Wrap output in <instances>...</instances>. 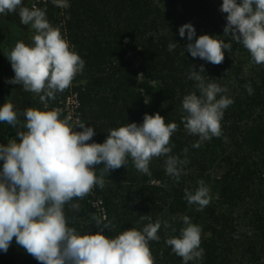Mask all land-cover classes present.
I'll return each mask as SVG.
<instances>
[{
	"label": "trees",
	"instance_id": "16d2710c",
	"mask_svg": "<svg viewBox=\"0 0 264 264\" xmlns=\"http://www.w3.org/2000/svg\"><path fill=\"white\" fill-rule=\"evenodd\" d=\"M45 2L38 6L46 4L43 10L50 21L56 10L61 11V27L70 49L85 62L74 89L80 121L95 130L87 143H103L110 129L140 125L145 114L159 113L166 124L178 126L171 136L169 155L187 161L181 166L179 181L167 175L166 156L151 160V176L138 171L130 157L125 166L105 173L103 189L97 185L93 190L102 201L105 223L111 222L103 234L114 238L125 230L142 231L149 222L160 221V239L149 241L155 264H184L166 240L179 237L187 216L201 228L200 247L204 250L201 259L188 264H264V64H254L241 43L224 35L227 14L220 10L223 0H68V8L57 7L52 0ZM186 23L195 28L192 43L207 34L232 45L231 51H224L223 63L213 65L190 55L187 30L184 38L179 35V28ZM3 31L0 55L8 60L5 55L18 41L26 40V33L12 13L0 14V33ZM169 44L176 47L170 51ZM128 52L136 53L137 65L127 57ZM201 65L206 84L227 89L217 99L224 95L233 103L224 110L221 136L195 148L199 136L185 130L183 117L187 113L182 102L188 94L200 95L189 74L199 72ZM0 77L4 78L1 70ZM4 93L0 107L10 102L18 110L19 92L7 89ZM52 101L36 109L52 110ZM4 134L0 145L12 139ZM219 161L224 170L211 178L209 169ZM2 167L0 160V171ZM103 167H95L97 176ZM201 180L209 189L210 203L197 211L198 205L185 199V189L194 193ZM71 203L81 207L74 211L65 205L68 226L80 234L99 231L91 217L102 216L90 195ZM141 216L150 220H141ZM0 264L40 262L13 238L8 251H0Z\"/></svg>",
	"mask_w": 264,
	"mask_h": 264
},
{
	"label": "clouds",
	"instance_id": "9594fccd",
	"mask_svg": "<svg viewBox=\"0 0 264 264\" xmlns=\"http://www.w3.org/2000/svg\"><path fill=\"white\" fill-rule=\"evenodd\" d=\"M60 8H68V0H52ZM19 10L20 22L31 25L35 30L32 46L18 41L6 54L15 73L7 81L22 85L25 92L39 96L42 103L54 100L56 93L71 87L75 76L84 68V61L70 49L68 41L58 28L50 25L44 10H30L22 6V0H0V14L7 15ZM226 13L227 24L224 35H231L237 43L250 53L252 62L264 64V0H223L220 9ZM189 43L186 50L193 58H200L213 65L224 61V51H231L232 45L210 35L196 36L195 28L186 23L179 28L181 38ZM176 44H169L171 51ZM200 71L192 70L189 79L197 82L200 95L191 93L183 98L182 108L187 113L183 117L185 130L199 136L193 145L199 148L204 141L221 136L224 110L233 100L217 95L226 92L215 83H205ZM247 91L253 89L247 85ZM23 115L24 121L19 117ZM60 109L42 111L33 107L22 112L6 102L0 107V122L17 128L16 139L7 145H0V250L8 251L15 238L40 264H155L149 241H158L160 221L149 222L142 229H128L114 238L103 234L110 229L107 217L92 214L91 219L99 229L95 234H80L68 226L65 205L74 211L80 204L73 200L84 199L98 185L104 187L103 176L111 170L125 166L130 157L135 168L151 176L149 164L156 157L166 156V173L181 176L186 160L169 155L172 151L170 140L177 130L176 123H165L159 113L145 114L143 123H129L109 130L103 143H87L95 135L93 127L80 122L75 131L70 124L71 117L60 118ZM19 126V127H17ZM20 128L26 129L21 131ZM103 165L97 176L95 167ZM196 191L185 189V199L189 204L198 205L203 210L210 203L209 189L201 180ZM149 219L141 216V220ZM186 227L179 237H171L166 244L172 252L181 257L184 264L199 260L204 250L200 247L201 228L185 216ZM102 225V227H101ZM169 225L165 222V227ZM175 231V229H173Z\"/></svg>",
	"mask_w": 264,
	"mask_h": 264
},
{
	"label": "rangeland",
	"instance_id": "374dc122",
	"mask_svg": "<svg viewBox=\"0 0 264 264\" xmlns=\"http://www.w3.org/2000/svg\"><path fill=\"white\" fill-rule=\"evenodd\" d=\"M38 3H46V2H45V0H22V6L27 7L30 10L33 8V6H35L36 8H39L41 10H43L46 7V4H43L42 8H40L38 6ZM12 18L14 20H16L19 27L22 28L26 33V35H25L26 40L24 41V43L26 45L32 46V44H33L32 38L36 34L35 30L32 29L31 25H23L20 22L19 10L12 13ZM46 19L48 20L50 25L52 22L55 23L56 24L55 27H57L60 30L61 35L65 38V33L61 27L62 26L61 11L56 10V12L54 14L53 21H50L47 18V16H46ZM51 26L54 27L53 24ZM4 32L5 31L0 33V45L3 43L2 40H5L4 39ZM5 57H7V56L5 55ZM127 57L130 58L135 65L138 64L139 58L135 52H128ZM0 70L4 74L3 79L0 77V103H2V101L4 100V94H5L4 92L7 89L10 90L11 92H13V94L16 91L19 92L18 94L20 95V97L18 98V104L16 105L18 108V110H17L18 112H22L24 109L29 108V107L37 108V106L42 103L39 99V96H37L34 93L25 92L22 88V85L12 84V83L7 82V81L14 78L15 73L11 67L10 61L3 59V57H1V55H0ZM140 80H143L142 76H140ZM73 81L71 84V88L69 87L65 91L58 93V96L52 101V106H53L52 109H60L61 115L63 114L62 111L65 107L71 108L72 102H71L70 97H72L71 95L74 91L75 86L78 84L79 80L77 77H75ZM47 104L48 103H46V104L43 103L44 106H46ZM19 119L21 121H24L25 117L23 115H21L19 117ZM63 119H64V117H63ZM17 127H19V126H17ZM20 130L26 131V129H23V128H20ZM5 132H7V134L10 135L12 137V139H16L17 142H19V137L17 136V128H14L12 125H8L4 122H0V141H1V137L3 135H6V134H4ZM4 143L7 145L8 144L7 140H4ZM263 155H264V151H263ZM223 168H224V166L220 161L214 163L211 166V168L209 169L210 177L215 178L216 176H218L220 174V172L222 170H224ZM93 190L91 193H89V195L91 197V203H93V201L96 199V194H94ZM100 205H102V204H100ZM95 209H97V208L95 207Z\"/></svg>",
	"mask_w": 264,
	"mask_h": 264
},
{
	"label": "built area",
	"instance_id": "2783aa9c",
	"mask_svg": "<svg viewBox=\"0 0 264 264\" xmlns=\"http://www.w3.org/2000/svg\"><path fill=\"white\" fill-rule=\"evenodd\" d=\"M78 76H79V73L75 77L78 78ZM71 96H72V97H70L71 102H72L71 108L65 107L62 111V113H63L62 115H63L64 119L67 117H71L70 124L73 126L75 131H82V129H80V128L75 129V127L81 122L80 117H79V111H78L79 102H78V98H77V91L75 89H74ZM100 204H102V201L100 198H98V199L96 198L92 203V205L97 208L98 214L103 217L104 216V208Z\"/></svg>",
	"mask_w": 264,
	"mask_h": 264
}]
</instances>
